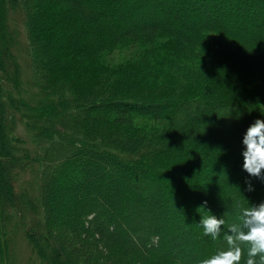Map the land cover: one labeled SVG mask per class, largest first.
Segmentation results:
<instances>
[{
  "label": "trees",
  "instance_id": "trees-1",
  "mask_svg": "<svg viewBox=\"0 0 264 264\" xmlns=\"http://www.w3.org/2000/svg\"><path fill=\"white\" fill-rule=\"evenodd\" d=\"M256 119L264 0H0V264L10 228L38 264H200L264 202Z\"/></svg>",
  "mask_w": 264,
  "mask_h": 264
},
{
  "label": "clouds",
  "instance_id": "clouds-1",
  "mask_svg": "<svg viewBox=\"0 0 264 264\" xmlns=\"http://www.w3.org/2000/svg\"><path fill=\"white\" fill-rule=\"evenodd\" d=\"M242 144L243 170L250 177L264 180V120L256 119L249 125ZM247 190H253L250 182H247ZM199 223L204 234L215 240L220 237L225 221L210 213ZM224 241L225 248L201 260L200 264H241L243 246L247 247L245 264H264V202L243 209L238 221L229 226Z\"/></svg>",
  "mask_w": 264,
  "mask_h": 264
},
{
  "label": "rangeland",
  "instance_id": "rangeland-1",
  "mask_svg": "<svg viewBox=\"0 0 264 264\" xmlns=\"http://www.w3.org/2000/svg\"><path fill=\"white\" fill-rule=\"evenodd\" d=\"M87 18V15H85ZM108 16H106L107 19ZM195 17V16H194ZM194 17H187L184 19V23L192 21ZM218 21V20H217ZM235 29V28H233ZM184 31V30H183ZM237 34L240 32L239 30H232ZM20 50V52H22ZM25 60H21L22 62V69H23V77L25 80H31V76H27L28 67L24 64ZM23 91L25 92V86L22 83ZM16 212L14 210H10L9 215L12 216V220H14V214ZM18 217V216H17ZM16 217V218H17ZM10 237L12 239V245L14 246V263L13 264H38L37 259L34 257L33 253L31 252V247L29 241L27 240L26 236L18 231H14L12 233V229H9ZM14 235V236H13ZM8 237V236H7ZM5 239V236H4ZM6 240V239H5Z\"/></svg>",
  "mask_w": 264,
  "mask_h": 264
}]
</instances>
